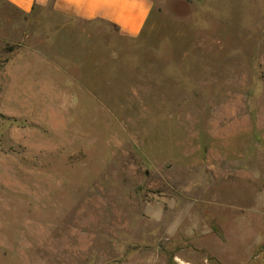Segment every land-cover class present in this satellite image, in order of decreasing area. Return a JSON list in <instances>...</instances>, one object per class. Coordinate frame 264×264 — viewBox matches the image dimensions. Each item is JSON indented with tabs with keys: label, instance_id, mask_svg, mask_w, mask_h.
<instances>
[{
	"label": "rangeland",
	"instance_id": "374dc122",
	"mask_svg": "<svg viewBox=\"0 0 264 264\" xmlns=\"http://www.w3.org/2000/svg\"><path fill=\"white\" fill-rule=\"evenodd\" d=\"M152 2L0 0V264H264V0Z\"/></svg>",
	"mask_w": 264,
	"mask_h": 264
},
{
	"label": "crops",
	"instance_id": "0c3cea01",
	"mask_svg": "<svg viewBox=\"0 0 264 264\" xmlns=\"http://www.w3.org/2000/svg\"><path fill=\"white\" fill-rule=\"evenodd\" d=\"M23 13L35 8H51L56 14L86 22L114 26L129 38L138 37L152 12V0H3Z\"/></svg>",
	"mask_w": 264,
	"mask_h": 264
}]
</instances>
